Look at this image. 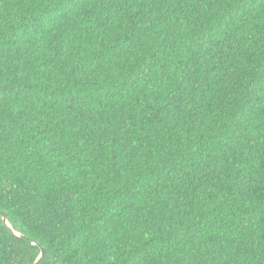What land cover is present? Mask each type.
Segmentation results:
<instances>
[{
    "label": "trees",
    "instance_id": "obj_1",
    "mask_svg": "<svg viewBox=\"0 0 264 264\" xmlns=\"http://www.w3.org/2000/svg\"><path fill=\"white\" fill-rule=\"evenodd\" d=\"M2 212L0 264H264V0H0Z\"/></svg>",
    "mask_w": 264,
    "mask_h": 264
},
{
    "label": "water",
    "instance_id": "obj_2",
    "mask_svg": "<svg viewBox=\"0 0 264 264\" xmlns=\"http://www.w3.org/2000/svg\"><path fill=\"white\" fill-rule=\"evenodd\" d=\"M0 216L3 217V220H4L5 224H7V225L10 227V224H9V222H8V218H7V215H6L4 212H2V213H0ZM5 217H6L7 219H5ZM20 237H23V236H20ZM45 253H46V250L43 248L40 257H41V256L44 257V256H45ZM34 264H36V262H35Z\"/></svg>",
    "mask_w": 264,
    "mask_h": 264
},
{
    "label": "snow or ice",
    "instance_id": "obj_3",
    "mask_svg": "<svg viewBox=\"0 0 264 264\" xmlns=\"http://www.w3.org/2000/svg\"><path fill=\"white\" fill-rule=\"evenodd\" d=\"M5 219H7V218L5 217ZM43 260H44V257L43 256L37 258L36 264H43Z\"/></svg>",
    "mask_w": 264,
    "mask_h": 264
}]
</instances>
